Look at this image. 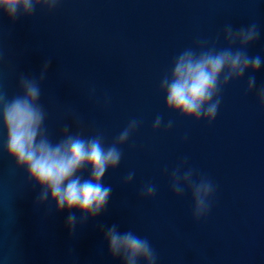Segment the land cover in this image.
I'll return each mask as SVG.
<instances>
[{"label": "water", "instance_id": "obj_1", "mask_svg": "<svg viewBox=\"0 0 264 264\" xmlns=\"http://www.w3.org/2000/svg\"><path fill=\"white\" fill-rule=\"evenodd\" d=\"M252 21L261 38L249 54L264 57V0H64L54 13L38 9L15 23L0 14V83L9 95L17 72L38 75L51 58L41 102L54 140L65 123L79 130L69 109L85 135L100 130L108 142L129 119L143 122L104 177L113 188L106 210L74 233L67 211L37 206L40 188L15 168L0 130V264H121L104 239L113 224L146 236L159 264H264V109L245 95L247 75L224 89L211 125L166 112L158 90L172 58L197 37ZM255 75L264 85V66ZM157 114L174 121L170 131L152 130ZM185 156L218 186L211 214L198 223L191 193L174 196L164 172ZM130 170L135 179L125 186ZM149 181L158 191L143 199L139 189Z\"/></svg>", "mask_w": 264, "mask_h": 264}, {"label": "clouds", "instance_id": "obj_2", "mask_svg": "<svg viewBox=\"0 0 264 264\" xmlns=\"http://www.w3.org/2000/svg\"><path fill=\"white\" fill-rule=\"evenodd\" d=\"M64 0H0V14L15 23L33 17L37 10L54 13ZM261 38L259 25L252 21L239 27L225 23L214 37H197L194 43L180 50L159 81L158 90L164 96L168 113L194 122L211 125L219 113L224 89L247 75L245 95L253 94L264 109V85L257 86L255 73L264 66V57L250 55L249 49ZM0 49V64L4 61ZM51 58L46 59L39 74L16 73L15 94L9 95L0 83V130L6 134L4 151L14 161L16 169L26 173L29 182L40 188L37 206L54 204L56 212L67 211L66 224L74 233L77 223L101 215L107 208L113 191L103 183L105 175L115 171L123 159V146L137 132L142 120L133 117L108 142L103 131L85 135L82 119L69 109L68 114L79 130L72 131L65 123L58 139H53L46 121L48 112L41 102L42 85L47 79ZM95 92V89H92ZM174 121L165 122L157 114L152 122L154 132L170 131ZM187 139V136L184 138ZM87 170V176L84 172ZM171 192L177 198L191 193V216L194 222L211 214L218 186L207 174L189 164L185 156L174 167L164 168ZM135 171L122 178L131 185ZM157 185L151 181L139 189L143 199H153ZM79 212V217L76 214ZM108 253L121 264H159V255L152 242L132 229L120 231L117 224L104 230Z\"/></svg>", "mask_w": 264, "mask_h": 264}]
</instances>
